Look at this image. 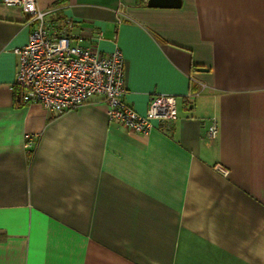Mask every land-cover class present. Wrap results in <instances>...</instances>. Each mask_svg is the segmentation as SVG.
<instances>
[{
  "label": "crops",
  "instance_id": "crops-1",
  "mask_svg": "<svg viewBox=\"0 0 264 264\" xmlns=\"http://www.w3.org/2000/svg\"><path fill=\"white\" fill-rule=\"evenodd\" d=\"M146 1L37 0L99 55L122 50L137 113L175 97L176 119L143 134L99 96L16 99L33 24L0 0V264H264V0Z\"/></svg>",
  "mask_w": 264,
  "mask_h": 264
},
{
  "label": "built area",
  "instance_id": "built-area-1",
  "mask_svg": "<svg viewBox=\"0 0 264 264\" xmlns=\"http://www.w3.org/2000/svg\"><path fill=\"white\" fill-rule=\"evenodd\" d=\"M1 1L20 6L33 24L28 41L12 49L17 58L13 88L18 90L19 101L37 102L47 110L62 112L99 96L109 107L110 120L143 134L151 131L154 119H176V100L171 95H153L143 115L124 102L125 60L118 46L105 56L99 55L91 45L82 44L81 36L72 37L69 19L67 27L47 22L45 16L52 10L39 9L37 0ZM217 131L218 122L211 118L206 136L212 139ZM215 167L223 175L228 174L222 165Z\"/></svg>",
  "mask_w": 264,
  "mask_h": 264
},
{
  "label": "water",
  "instance_id": "water-1",
  "mask_svg": "<svg viewBox=\"0 0 264 264\" xmlns=\"http://www.w3.org/2000/svg\"><path fill=\"white\" fill-rule=\"evenodd\" d=\"M146 4L148 7L177 8L180 6L181 0H147Z\"/></svg>",
  "mask_w": 264,
  "mask_h": 264
},
{
  "label": "trees",
  "instance_id": "trees-1",
  "mask_svg": "<svg viewBox=\"0 0 264 264\" xmlns=\"http://www.w3.org/2000/svg\"><path fill=\"white\" fill-rule=\"evenodd\" d=\"M16 99H18V92H17V96H16Z\"/></svg>",
  "mask_w": 264,
  "mask_h": 264
}]
</instances>
